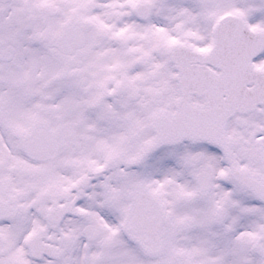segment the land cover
<instances>
[{
	"label": "snow or ice",
	"instance_id": "obj_1",
	"mask_svg": "<svg viewBox=\"0 0 264 264\" xmlns=\"http://www.w3.org/2000/svg\"><path fill=\"white\" fill-rule=\"evenodd\" d=\"M0 264H264V0H0Z\"/></svg>",
	"mask_w": 264,
	"mask_h": 264
}]
</instances>
